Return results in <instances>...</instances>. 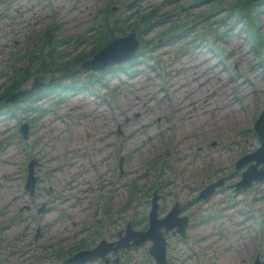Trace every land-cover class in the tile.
I'll return each mask as SVG.
<instances>
[{
    "label": "rangeland",
    "instance_id": "374dc122",
    "mask_svg": "<svg viewBox=\"0 0 264 264\" xmlns=\"http://www.w3.org/2000/svg\"><path fill=\"white\" fill-rule=\"evenodd\" d=\"M105 1L106 0L3 1L0 3V65H3V62L7 61V57L12 51H23V47L26 45V41L29 37H31V39L35 38L36 34L49 23L56 24L59 22V24H57L59 26L58 32L54 31V33L60 34V36L64 38L81 36V34L86 33L92 34L93 30H91V25L102 16V13H99L96 7L103 6ZM164 2L165 0H145L143 6H159L163 5ZM220 2L221 0L214 1V3L218 4ZM118 4L119 3H115V5ZM207 6V4H201L200 6H194L191 10L197 13L203 11ZM223 14L224 11H221L216 16ZM261 20L264 23V12L261 13ZM211 22L212 21L209 20L203 23L205 24V28H210L209 31L212 35L214 29L211 28L213 24H210ZM213 28L217 27L213 24ZM224 28L227 29L228 25H223L218 29V32H221V29ZM240 28L241 24H238L234 30L229 31L230 35L225 34L223 38L226 36V41H216L215 36L218 34H214L213 37L216 42H221L226 50L230 51L231 56H229V58L232 60L233 64H236L239 75L243 74L245 69L252 74H257L255 78L256 85H250L247 82L244 83L243 79L239 78V75H237L236 80H230L228 73L226 70L221 69L220 64L213 66L212 62L214 58H210L208 46L203 45L194 53H186L184 52L186 49L183 44L173 45L172 43H167L157 50L158 54H163L162 57L169 66L178 69L174 76L175 79H173L174 82L178 83V89L176 91L174 89L171 103H177L179 107H181V110L176 116L179 117L178 120L181 131L185 133L182 139L177 137L175 140L176 154H173L172 159L175 168L180 164L179 169L175 170L179 192L174 194L166 189L163 202L167 206V209L170 207V204L174 202V199L182 200V202L190 200L187 206H189L191 210H194V214H207L210 211L214 212L216 209L226 206L229 201L226 190L219 191L209 201L204 202L203 205L202 202L201 204L195 202L194 198L201 189V186L196 188L197 183L194 182V179L204 175L203 173L198 174L199 171H203V162L205 160H211L212 168L210 172L213 173V176L218 175L221 170L223 173L227 174L226 176L231 177L229 182H234L239 178V172H233L230 166L231 162L236 157L240 156L242 151H252L259 145V140L256 135L252 137L246 136L245 138V136L241 137L238 133L241 127L245 126L251 119V115L253 111H255V108L252 106H260L261 110L262 107H264V93L257 94L259 97H256L252 91L253 86L260 87L264 90V74H262V71L257 67H250V65L257 60V55L256 52L246 44L247 41L244 38V34H241ZM15 36L19 40L16 46H14L11 41V38ZM74 44L75 43H70L69 48L66 50L71 51L74 48ZM77 45L78 48L73 55H81L83 52H88L91 47L90 44H80L79 41ZM191 46L192 48L196 47L193 43H191ZM8 72H11V69H8ZM115 77L117 76H111L110 81L115 83L118 80ZM149 84L154 86L155 81L149 82ZM137 87L138 86L127 87L126 90L115 98L118 108L116 113L110 111L106 105L100 106V104L95 103L94 100H97L95 96L87 97L86 99H78L80 96L70 98L71 103L73 102V104H70V108L80 104V109L87 110L89 113L88 116H85V120L87 121L82 129H78L77 125L75 126V133L66 132L62 123H59L58 130L53 132L51 131V126L44 127V129L48 131H43V135H45L46 138L44 139V146L41 149L45 152H49V154L43 152V154L47 155V166L56 163V158H54V156L62 158V155L55 150L56 142L57 145L60 144V146L67 142L74 143L79 149L103 144L107 147V151H112L93 153L94 157L91 158L98 164L97 169L93 168L89 159H86V155L85 158H83L82 152H71L74 153V155H79V161L73 159V164L69 168L70 173L64 174L67 175V181L63 189L65 190L64 198L66 200L61 203L62 209L70 213L71 218L64 219L63 217H57L52 220L51 226H48L43 234L44 239L48 242L55 241L58 238L62 239L64 235L65 238H67L73 231L84 234L81 216L89 211V207L85 205L86 199L84 194H90V197L94 198L93 192L95 191L94 193H98L96 190L97 183L100 186L104 184V180L102 182V179L105 175L101 178L98 170L104 173L106 172L108 180L113 184L112 186L116 185L117 170L113 172L112 168L120 154L124 157L125 163L127 162L123 167L125 168L123 173L124 179L126 176L137 178L138 183L144 187L155 180L156 176L151 170L152 166H150L148 170V168L144 166V163L156 157L159 151L163 150L169 139L168 137L164 139L162 135L154 134V126L138 128L137 130L133 128L130 130L134 103L137 100L140 104L142 101L146 102L148 96V86L145 90L141 87H139L140 90H137ZM233 88L239 90L240 94L244 93L242 96L244 100L243 103L247 104L245 110L239 106V102H234L235 100L232 98L233 96L231 93ZM258 98L262 100V103ZM166 104H169V101L166 102ZM46 116L48 117V115ZM152 116V114H149L147 118H151ZM120 119L124 124L123 131H129V133L123 136L122 149L121 152L118 151V153L113 151L108 144L114 139V136L109 135L108 138H105V135L108 127ZM0 126L2 127V125ZM228 131L232 132L230 137L227 136ZM199 138H202L203 141L208 139V142L214 140L219 142L215 145L217 148L216 151L205 153L204 160L198 159V164L195 166L196 164H193L191 161V156H187L188 153H192L186 152L190 147H185L184 145L188 142H194ZM233 138H238L239 141L237 143L244 145L246 148L240 150ZM90 139L95 140L92 142L89 141ZM97 139H102L103 143L97 141ZM227 140L229 141L227 142ZM16 144L21 145V142ZM193 149H195V147H193ZM34 150L39 151L40 149ZM98 153L101 155L98 156ZM25 154L26 152L23 151V148L19 145L16 146L14 142L11 143L7 152H0V155H4L6 158L10 156L11 160L0 162V177L4 178L6 182L14 181L15 183L12 187L7 186L0 188V238L1 235L4 234L10 240L11 244H20L22 242L26 244L32 242L37 248L39 246L37 242H40L42 238L40 235L39 239L35 241L31 235L36 228L34 225L37 222L33 221L29 224L31 218L28 216L29 207L27 206L29 203H32V199L27 194L22 196L17 186L20 180L19 161ZM58 161L61 160L59 159ZM87 170L89 172H87ZM96 172L99 179L96 176ZM110 176H113L112 180H110ZM209 178L210 177L206 176L207 180L204 181L208 182V180H210ZM60 181L61 180L53 179L50 186L58 187ZM197 182L198 184L201 183H199V181ZM91 184L94 190L85 191V189L91 187ZM103 186L109 189L111 184H107L105 181ZM82 190H84L85 193H81ZM255 190L259 191L258 196L260 197L259 200L256 201L257 204L264 207V183L258 184L253 188V195ZM74 192L78 195L80 193L82 200L79 201L78 198H75L73 195ZM114 192L115 191L111 192L109 198L111 199L109 201L110 204L121 205L127 200L129 195L128 192L124 190L121 194L117 193L115 196ZM102 197L101 191H99L98 200ZM146 197L147 196H145L144 199L145 202ZM139 198L140 196L136 195L135 201ZM134 204L137 205L136 209L142 214L143 209L140 200ZM262 210H264V208H262ZM130 211L131 210H128V212ZM239 215V212H234L233 210L231 218L222 219V225L214 224V219L212 218L202 222V226H199V229L197 228V232H201L202 234L214 232L212 233L213 236L206 235V237L201 240V244H212L213 242L217 245L221 244L217 250L216 244L209 246L210 255L203 258L207 264H245L250 262L252 258L255 259L257 254L260 256L262 264H264V240L258 237L256 231L252 229V222H249L250 231H248L249 235L246 238L242 239L241 236L234 232V229L238 227L235 226V222L239 220ZM23 217H26L24 225L29 224L30 226V229L26 230L24 238L19 235V227H17L19 221ZM118 217L122 218V215ZM67 223H70L69 228H66ZM143 223H145V221ZM220 226L225 227L229 235L232 233H234V235L228 240L216 241L217 235L215 232L220 230ZM169 241H172L168 248L169 253H171L174 258L172 259V264H195V257L191 255L192 252L190 250L186 249L184 242H178L177 239L175 240L174 238H169ZM71 242L72 240H67L64 241V244L66 246L70 244L68 246L70 247L73 246ZM230 244H232V247L229 251H226L225 247ZM2 247L4 255H1L0 258L6 261V263L11 260L10 264H14L13 260L16 259V257H8L7 255H10V252L3 245ZM141 252H143L142 249L136 251V253ZM20 260L23 262L22 258H20ZM23 264L30 263L26 261L23 262Z\"/></svg>",
    "mask_w": 264,
    "mask_h": 264
},
{
    "label": "water",
    "instance_id": "95a60500",
    "mask_svg": "<svg viewBox=\"0 0 264 264\" xmlns=\"http://www.w3.org/2000/svg\"><path fill=\"white\" fill-rule=\"evenodd\" d=\"M138 46V41L135 38V33H131L124 37H119L114 39L111 43L105 46L99 53H97L93 59L87 60L83 63L87 67L100 68L112 61H119L131 57L135 49ZM37 86L34 85L31 88L20 90L14 96L23 95L33 91ZM259 134L261 139V146L259 149L250 154L247 160L256 159V163H252L249 168L244 172V177L246 178V183L250 184L254 179L264 178V129L260 124ZM246 158H242L239 163L244 164L247 162ZM263 162V166L258 169V165ZM243 183V182H241ZM32 187V185H31Z\"/></svg>",
    "mask_w": 264,
    "mask_h": 264
},
{
    "label": "trees",
    "instance_id": "16d2710c",
    "mask_svg": "<svg viewBox=\"0 0 264 264\" xmlns=\"http://www.w3.org/2000/svg\"><path fill=\"white\" fill-rule=\"evenodd\" d=\"M263 0H245V3L247 4H251L255 9L250 11V12H255L256 10V6L259 5ZM258 7V6H257ZM251 20H254L256 22V24L258 25V21H257V15L256 13L251 14ZM149 17H144L142 20H148ZM143 24V22H138L136 23V25L134 26V28L136 29L139 25ZM39 58L36 59V62L34 64L29 65L30 68V72H37V71H56L59 70L62 72V75L65 78V75L68 74L65 73L61 70V67H63V65L59 64L58 66H55V64H51L49 62H47L46 60H40L38 61ZM44 65V66H43ZM65 67V66H64ZM63 67V68H64ZM24 71H20L17 76L14 78V80L12 81V84L8 87V90L3 94V97L0 98L1 100H3V98H5V95H7L8 93L12 92L13 90H16L17 88H19L20 83L23 81V76H24ZM72 79L76 78L75 76H71ZM12 104H6L5 102L1 101L0 103V109L5 108L8 109L10 107H12Z\"/></svg>",
    "mask_w": 264,
    "mask_h": 264
}]
</instances>
